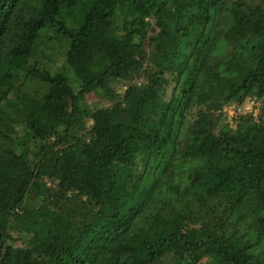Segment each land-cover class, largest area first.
<instances>
[{
    "label": "trees",
    "instance_id": "obj_1",
    "mask_svg": "<svg viewBox=\"0 0 264 264\" xmlns=\"http://www.w3.org/2000/svg\"><path fill=\"white\" fill-rule=\"evenodd\" d=\"M0 264H264V0H0Z\"/></svg>",
    "mask_w": 264,
    "mask_h": 264
},
{
    "label": "rangeland",
    "instance_id": "obj_2",
    "mask_svg": "<svg viewBox=\"0 0 264 264\" xmlns=\"http://www.w3.org/2000/svg\"><path fill=\"white\" fill-rule=\"evenodd\" d=\"M121 85L118 86V90H122ZM86 103L93 107L94 99L92 97V94L87 95V98L85 99ZM244 107L241 108V110L247 111L246 113L249 114L254 120H258L259 117L262 115L261 110V102L259 100H256L253 96L245 100ZM225 112L227 113L228 118L230 119L233 114H236L238 111L234 112V109L232 106H228L224 108ZM232 126H234V123H231Z\"/></svg>",
    "mask_w": 264,
    "mask_h": 264
},
{
    "label": "built area",
    "instance_id": "obj_3",
    "mask_svg": "<svg viewBox=\"0 0 264 264\" xmlns=\"http://www.w3.org/2000/svg\"><path fill=\"white\" fill-rule=\"evenodd\" d=\"M240 109H241V108H237L236 110H234V112H235V111H240Z\"/></svg>",
    "mask_w": 264,
    "mask_h": 264
}]
</instances>
